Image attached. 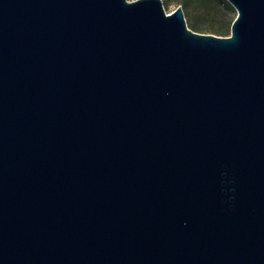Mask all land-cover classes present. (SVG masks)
Listing matches in <instances>:
<instances>
[{
	"label": "water",
	"instance_id": "water-1",
	"mask_svg": "<svg viewBox=\"0 0 264 264\" xmlns=\"http://www.w3.org/2000/svg\"><path fill=\"white\" fill-rule=\"evenodd\" d=\"M227 1L0 0V264H264V0Z\"/></svg>",
	"mask_w": 264,
	"mask_h": 264
},
{
	"label": "rangeland",
	"instance_id": "rangeland-1",
	"mask_svg": "<svg viewBox=\"0 0 264 264\" xmlns=\"http://www.w3.org/2000/svg\"><path fill=\"white\" fill-rule=\"evenodd\" d=\"M162 4L167 14L181 6L188 29L219 36L230 35L236 16L227 0H163Z\"/></svg>",
	"mask_w": 264,
	"mask_h": 264
},
{
	"label": "trees",
	"instance_id": "trees-1",
	"mask_svg": "<svg viewBox=\"0 0 264 264\" xmlns=\"http://www.w3.org/2000/svg\"><path fill=\"white\" fill-rule=\"evenodd\" d=\"M234 20V19H233Z\"/></svg>",
	"mask_w": 264,
	"mask_h": 264
}]
</instances>
